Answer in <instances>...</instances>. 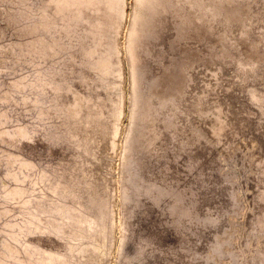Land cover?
I'll use <instances>...</instances> for the list:
<instances>
[{
  "label": "rangeland",
  "instance_id": "obj_1",
  "mask_svg": "<svg viewBox=\"0 0 264 264\" xmlns=\"http://www.w3.org/2000/svg\"><path fill=\"white\" fill-rule=\"evenodd\" d=\"M114 1L0 0V264H264V0Z\"/></svg>",
  "mask_w": 264,
  "mask_h": 264
},
{
  "label": "bare ground",
  "instance_id": "obj_2",
  "mask_svg": "<svg viewBox=\"0 0 264 264\" xmlns=\"http://www.w3.org/2000/svg\"><path fill=\"white\" fill-rule=\"evenodd\" d=\"M122 1V0H121ZM120 0H115L114 1V3H113V5L116 7V9H118L119 10V18H121V15H122V13H121V6H120V2H121ZM132 1V0H131ZM180 1V0H179ZM196 2H197V0H196ZM132 3V2H131ZM133 4V3H132ZM131 4V5H132ZM191 5V4H190ZM133 6V5H132ZM129 8H130V6H129ZM142 8V7H141ZM177 8V7H176ZM9 9V8H8ZM125 11V10H124ZM1 13H2V11H0ZM104 14V13H103ZM130 14V13H129ZM132 14V13H131ZM1 15V14H0ZM131 15H129V17H130ZM0 18H1V16H0ZM116 18V17H115ZM119 18H118V20H119ZM126 20H128V18L126 19ZM130 20V19H129ZM1 21V20H0ZM3 21V20H2ZM128 22V21H127ZM6 26V25H5ZM187 26V25H186ZM195 26V25H194ZM7 27V26H6ZM11 27V26H10ZM181 27V26H180ZM184 27V26H183ZM8 28H9V26H8ZM4 29V28H3ZM126 29V28H125ZM6 30V29H5ZM4 30V31H5ZM8 30V29H7ZM127 30V29H126ZM189 30V29H188ZM9 31H10V29H9ZM7 32V31H6ZM124 32H127V31H125L124 30ZM184 32V31H183ZM11 35H13V34H11ZM10 35V36H11ZM182 35V34H181ZM125 37V36H124ZM13 39H14V37H12ZM185 39H186V37H185ZM185 41V40H184ZM125 42V41H124ZM167 43V42H166ZM168 46V45H167ZM125 48V47H124ZM182 51V50H181ZM9 52V51H8ZM177 52H179V51H177ZM186 52V51H185ZM6 54V53H5ZM8 54V53H7ZM123 55V54H122ZM126 55V54H125ZM124 55V56H125ZM180 55V54H179ZM183 56V55H182ZM187 56H188V54H187ZM183 61V60H182ZM2 62V61H1ZM182 64V63H181ZM180 64V65H181ZM188 68V67H187ZM60 75V74H59ZM57 76H58V74H57ZM110 80V79H109ZM128 87V86H127ZM130 90V89H129ZM128 92V91H127ZM184 94V93H183ZM128 95H129V93H128ZM179 99V98H178ZM59 107H61V106H59ZM60 110H62V109H60ZM123 114V113H122ZM58 115V114H57ZM128 115V114H127ZM263 116V115H262ZM128 117V116H127ZM64 118V117H63ZM126 119V118H125ZM191 119V118H190ZM64 120V119H63ZM122 120V119H121ZM192 120V119H191ZM56 122V121H55ZM60 122V121H59ZM190 122V121H189ZM126 124H128V123H126ZM125 124V125H126ZM192 125H193V123H191ZM198 125V124H197ZM58 126V125H57ZM195 126V125H194ZM198 128V127H197ZM125 129V128H124ZM256 129V128H255ZM67 130V129H66ZM116 131H117V127L115 126L114 127V129H113V132H111V133H109V136H110V141H111V144H112V148H113V145H114V141H113V138H114V136L116 135ZM126 131V130H125ZM258 131V130H257ZM201 132V131H200ZM255 132V131H254ZM62 133H63V131H62ZM120 133V132H119ZM1 134H4V132H2ZM67 134V133H66ZM124 134H125V132H124ZM204 134V133H203ZM54 135V134H53ZM56 135V134H55ZM64 135V134H63ZM3 136V135H2ZM6 137V136H5ZM5 137L3 138V139H5ZM51 137V136H50ZM64 137H66V135H64ZM121 137V136H120ZM261 137V136H260ZM63 138V137H62ZM124 138V137H123ZM122 138V139H123ZM49 139H51V138H49ZM53 139V138H52ZM12 140H15V139H12ZM69 140V139H68ZM2 141V140H1ZM5 141V140H4ZM11 141V140H10ZM40 141V140H39ZM56 141V140H55ZM70 141V140H69ZM122 141V140H121ZM264 141V140H263ZM22 142V141H21ZM63 142V141H62ZM65 142V141H64ZM181 142V141H180ZM5 143H7L6 141H5ZM10 143V142H9ZM38 143H40L41 144V142H38ZM119 143V142H118ZM120 143H122V142H120ZM119 143V144H120ZM15 144V143H14ZM22 144V143H21ZM21 144L20 145H18V146H21ZM54 144H56V142L54 143ZM7 145V144H6ZM9 145V144H8ZM15 145H17V143L15 144ZM122 145V144H121ZM14 146V145H13ZM29 146V145H28ZM31 146V145H30ZM15 147V146H14ZM22 147V146H21ZM58 147V146H57ZM70 147V146H69ZM20 148V147H19ZM18 148V149H19ZM107 148L108 149H110V143L107 145ZM15 150H16V148H14ZM22 149V148H21ZM30 149V148H29ZM44 149V148H43ZM56 149V148H55ZM2 150V149H1ZM51 150H52V148H51ZM51 150H49V151H51ZM4 151V150H3ZM20 151V150H19ZM18 151V152H19ZM27 151H29V150H27ZM40 151V150H39ZM43 151V150H42ZM53 151V150H52ZM15 152V151H14ZM21 152H22V150H21ZM34 152V151H33ZM37 152H38V150H37ZM61 152V151H60ZM12 153V152H11ZM25 153H27V152H25ZM38 153H40V152H38ZM42 153V152H41ZM40 153V154H41ZM52 153V152H51ZM3 154H4V152H3ZM23 154V153H22ZM43 154H44V152H43ZM57 154V153H56ZM56 154H55V156H56ZM32 155H34V154H32ZM51 155V154H50ZM58 155V154H57ZM60 155V154H59ZM28 156H30V155H28ZM41 157H42V155H40ZM116 156V155H115ZM49 158V157H48ZM64 158V157H63ZM157 158V157H156ZM161 158V157H160ZM31 159V158H30ZM118 159H119V157H118ZM4 162V161H3ZM117 163H119V161H117ZM117 163H116V165H117ZM120 164V163H119ZM119 166V165H118ZM119 169V167H116V169ZM115 174V173H114ZM117 177V176H116ZM57 179V178H56ZM162 179V178H161ZM116 181V180H115ZM117 188V187H116ZM116 190V189H115ZM116 191H118V189L116 190ZM117 202V201H116ZM115 206V205H114ZM11 208V207H10ZM16 210V209H15ZM116 210V209H115ZM2 214V213H1ZM118 216V215H117ZM135 218V217H134ZM117 221H118V219H117ZM116 223V222H115ZM118 231H120V230H118ZM114 235H115V233H114ZM118 235V234H117ZM118 237V236H117ZM115 243V242H114ZM5 247V246H4ZM127 247H129L128 245H127ZM118 248V246L116 247V249ZM124 249V248H123ZM14 250V249H13ZM113 250V249H112ZM112 252V251H111ZM117 255V254H116ZM114 257H115V255H114ZM116 258V257H115ZM115 262V261H114ZM112 263H113V261H112Z\"/></svg>",
  "mask_w": 264,
  "mask_h": 264
},
{
  "label": "water",
  "instance_id": "obj_3",
  "mask_svg": "<svg viewBox=\"0 0 264 264\" xmlns=\"http://www.w3.org/2000/svg\"><path fill=\"white\" fill-rule=\"evenodd\" d=\"M217 232V231H216Z\"/></svg>",
  "mask_w": 264,
  "mask_h": 264
}]
</instances>
